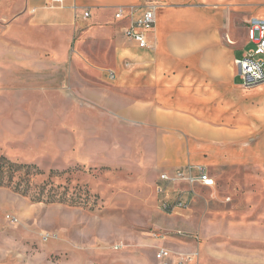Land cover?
Returning a JSON list of instances; mask_svg holds the SVG:
<instances>
[{"label":"crops","instance_id":"1","mask_svg":"<svg viewBox=\"0 0 264 264\" xmlns=\"http://www.w3.org/2000/svg\"><path fill=\"white\" fill-rule=\"evenodd\" d=\"M24 1L15 24L29 11V27L48 28L49 42L32 47L41 50L36 54L17 49L3 59L34 58L33 76L44 78L48 89L80 110L115 118L113 134L91 126L94 145L105 137L102 156L158 178L190 164L205 166L217 186L198 188L187 211L204 199L203 227L185 228L202 233L205 264H238L242 256L264 264V84L244 89L235 65L249 20L264 18V0H68L56 8L59 15L45 9L48 0ZM154 2L155 48L142 50L126 39L128 21H117L115 12ZM40 10L48 12L36 17ZM96 64L110 68L97 71ZM104 70H114L117 80Z\"/></svg>","mask_w":264,"mask_h":264},{"label":"rangeland","instance_id":"2","mask_svg":"<svg viewBox=\"0 0 264 264\" xmlns=\"http://www.w3.org/2000/svg\"><path fill=\"white\" fill-rule=\"evenodd\" d=\"M24 3L0 0V43L10 46L0 49V157L24 166L12 176L0 173V264H159L155 256L163 246L173 251L175 264L200 246L199 264H205L202 233L185 230L203 227L204 199L179 214L161 210L158 177L102 156L105 137L101 145L89 137L93 125L115 132V118L80 110L48 89L44 78L33 76L34 58L3 59L17 49L36 54L41 50L32 47L50 39L48 28L29 27V11L15 24ZM19 25L17 35H10ZM239 47L238 57L253 45L243 41ZM236 259L252 264L256 258Z\"/></svg>","mask_w":264,"mask_h":264},{"label":"built area","instance_id":"3","mask_svg":"<svg viewBox=\"0 0 264 264\" xmlns=\"http://www.w3.org/2000/svg\"><path fill=\"white\" fill-rule=\"evenodd\" d=\"M68 0H48L45 9L65 7ZM157 2L149 4L144 9L123 8L116 9L117 21H128L124 28L126 39L142 50H153L150 37L157 25ZM37 9L32 8L31 14H36ZM90 11H86L84 18H90ZM248 42L253 47L244 52L235 60L238 76L242 87L246 90L264 84V18L253 17L248 22ZM128 67L131 63L127 64ZM111 82L117 80L114 70H104ZM216 179L203 165L190 164L184 168L159 175L156 191L159 196L161 210L169 214H179L190 209L195 198L199 196L198 188H216ZM230 201V198H227ZM182 235V232H179ZM155 260L159 264H175L174 253L167 247L158 249ZM177 264H199V254L194 252L179 258Z\"/></svg>","mask_w":264,"mask_h":264},{"label":"trees","instance_id":"4","mask_svg":"<svg viewBox=\"0 0 264 264\" xmlns=\"http://www.w3.org/2000/svg\"><path fill=\"white\" fill-rule=\"evenodd\" d=\"M24 166L23 165H18L13 162H10L4 158V156L0 157V173H4L7 171L8 176H12L17 171H20ZM28 170L26 171V175L32 174L31 172V167L27 166ZM37 174H41L40 170L37 171Z\"/></svg>","mask_w":264,"mask_h":264}]
</instances>
